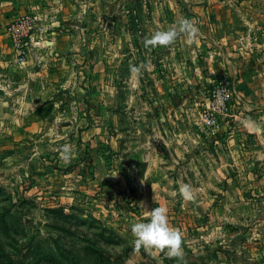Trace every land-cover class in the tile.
Here are the masks:
<instances>
[{"label": "rangeland", "instance_id": "1", "mask_svg": "<svg viewBox=\"0 0 264 264\" xmlns=\"http://www.w3.org/2000/svg\"><path fill=\"white\" fill-rule=\"evenodd\" d=\"M37 1L3 25L8 38L10 22L35 15L36 37L23 47V63L8 38L12 66L0 83V264H264V193L253 180L245 186L234 177L237 166L225 159L232 103L244 104L231 72L212 60L233 42L244 51L254 44L262 54L264 0ZM54 5L56 12L45 9ZM99 8L106 11L103 22ZM185 18L196 30L178 31L163 45L171 46V62L183 48L185 65L161 66L166 49H147L144 38L179 29ZM98 23L111 43L122 38V59L114 61L112 49L95 65L98 52L88 51L95 60L76 69L84 96L63 86L58 100L35 98L40 83L28 79L39 77L57 35H87ZM227 25L235 36L212 41L217 50L210 55L209 38L220 39ZM123 27L136 50L118 34ZM156 76L164 81L156 83ZM222 80L232 93L229 111L210 125L203 114ZM65 143L74 148L67 162L59 156ZM184 184L190 199L179 191ZM157 206L167 208L169 225L181 233L180 256L133 243L131 225Z\"/></svg>", "mask_w": 264, "mask_h": 264}, {"label": "crops", "instance_id": "2", "mask_svg": "<svg viewBox=\"0 0 264 264\" xmlns=\"http://www.w3.org/2000/svg\"><path fill=\"white\" fill-rule=\"evenodd\" d=\"M61 1L59 0L58 2ZM98 1L100 2V0ZM37 2V0H0V83H5V69L6 67L10 68L12 66L11 62L13 59L11 45L6 34L3 33V25L6 24L12 16L21 12L26 5L29 4L28 7H30V9L37 7L35 4ZM58 8V5H54L51 9H45H48V12L52 13L56 12ZM105 12L101 11L100 8L97 12L98 18L100 19L101 17L102 22L106 17ZM118 12L117 10H113L112 14L116 15ZM99 19H97L98 22ZM54 22L56 21L49 23L47 27H51ZM230 26L231 25H227L225 35L221 36L220 39L209 38L211 41L208 44L210 45L208 51L210 55H213V52L217 50L211 46L212 41L220 40L225 44L228 39L235 36L233 35L234 33L229 30ZM95 27L96 26L88 28V30H92H90L87 35H85L83 31L80 33L78 30L76 31L80 33V35H72L69 31L57 35L54 39V47H50L49 49V51H51V49L53 50V55L48 51L49 55L46 58V62L40 63L46 66L37 68L39 77L33 74L28 79L34 86L36 83H40V86L37 87L36 85L37 89H39L37 91L38 94L34 95L35 98L38 99L41 97V99L44 100L45 97L48 98L52 94L49 98L58 100V88L63 86L71 88L70 92H75L79 97L84 96L85 90L83 84H80L81 77L76 75L77 72L79 74L80 71L76 69L80 67L81 64L90 65L91 62L95 60V57H92L94 54L92 56L89 54L91 50L92 52L95 50L98 52L95 65L101 64L107 57L108 59L112 57L110 55L112 54V49L114 51V61H120L122 59V45H120V40L122 38H119V41L114 39V42L111 43L106 33L105 25H99L98 23L97 28ZM231 30L233 31V28ZM93 31L96 33V36L91 33ZM119 33L124 36V41L128 42L126 46H128L130 50L137 49L136 43L131 38L127 41L128 37H126V35L128 34V28L123 27L121 31H118V34ZM79 36H81V39L77 40ZM248 40H250L249 36ZM63 41L66 42L62 43ZM246 47V50L249 49L253 51V53L251 51H244L243 49L245 47L235 49V44L233 42L230 46L225 48L226 53L222 54V57L215 55L212 56V60L215 62L214 64L223 66L224 72H231L236 92L238 97H240L239 102L244 104V106L239 105L237 104L238 101L234 103L236 102L235 100L232 103L229 114L230 123L228 122L231 131L225 137V159L228 163L237 166L233 175L234 177L242 178L245 186L247 185V180H253V185L256 187L257 192L264 193V86L261 83L262 77L260 76V66H263L264 63V50L261 52L262 54H260L259 48H257L256 45L246 44ZM162 49L166 50L164 54L160 56V60L162 61L161 66H169L171 64L185 65V63H183L184 53L181 52L183 48L178 47L175 49V51L180 52L179 54L181 56V59L178 61L176 59L175 62L170 61L171 46L164 47L162 45ZM75 50L81 51V54L76 53ZM57 54H60L59 59H57ZM172 58H175V56H172ZM75 61H77V63H75ZM146 64L148 65V62H146ZM147 67L148 66H146V68ZM55 69L57 74L53 75ZM147 69L149 70V68ZM150 75L153 76V74ZM153 81L158 83L164 80L163 77L161 78L160 76L159 78L156 76L153 78ZM98 82H102V80ZM25 83L26 81L24 79L18 82L19 88L16 90L18 92L17 96L19 101L25 97L23 91L21 92ZM1 88H3V86ZM51 89H54L53 93H51ZM0 90L4 92V89ZM216 146V148L220 147L217 143Z\"/></svg>", "mask_w": 264, "mask_h": 264}, {"label": "clouds", "instance_id": "3", "mask_svg": "<svg viewBox=\"0 0 264 264\" xmlns=\"http://www.w3.org/2000/svg\"><path fill=\"white\" fill-rule=\"evenodd\" d=\"M195 25L191 20L185 18L180 21L179 29L172 27L165 30H159L144 38L145 47H156L157 45H168L177 38L178 31L194 32ZM59 156L64 161H69L74 153L71 144L65 143L59 146ZM182 196L191 198V186L184 184L179 189ZM147 220H140L131 225L134 245L145 248H158L165 250L172 256L182 255V236L181 233L171 227L168 222L167 208L157 206L147 213Z\"/></svg>", "mask_w": 264, "mask_h": 264}, {"label": "built area", "instance_id": "4", "mask_svg": "<svg viewBox=\"0 0 264 264\" xmlns=\"http://www.w3.org/2000/svg\"><path fill=\"white\" fill-rule=\"evenodd\" d=\"M35 15H20L10 22L6 28L8 38L17 52L18 61L24 62V46L28 41H32L36 34L34 31ZM220 87L216 88L213 98L211 99L208 110L204 112L203 117L210 125L218 126V118L226 115L229 111V101L231 99V89L226 80L219 83Z\"/></svg>", "mask_w": 264, "mask_h": 264}]
</instances>
